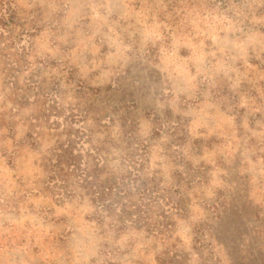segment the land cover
<instances>
[{"label":"rangeland","instance_id":"374dc122","mask_svg":"<svg viewBox=\"0 0 264 264\" xmlns=\"http://www.w3.org/2000/svg\"><path fill=\"white\" fill-rule=\"evenodd\" d=\"M0 264H264V0H0Z\"/></svg>","mask_w":264,"mask_h":264},{"label":"trees","instance_id":"16d2710c","mask_svg":"<svg viewBox=\"0 0 264 264\" xmlns=\"http://www.w3.org/2000/svg\"><path fill=\"white\" fill-rule=\"evenodd\" d=\"M100 160H103V157L100 156ZM126 163H129L130 168L132 170L133 173H135V178L134 180H131L132 182H126L124 181V179H119V180H113L112 182H110V180L105 181L106 183H92V186L94 188V192L92 193V196L94 197L93 201L94 202H98L99 204H101L102 207H105L104 205L107 204L109 206H115L116 208V202L115 203H110L108 202L109 199H112L113 197H118L120 194H122L123 196L125 194L132 196V192L131 190H136V183L137 181L140 180V173L133 167V163L132 160H124ZM88 177V175H87ZM91 178V181L94 179V175L89 176ZM51 180L53 181H58L59 183H61L62 185H67V180L64 177L59 178V174H57V172L54 170L52 173V178ZM95 181H97V179H95ZM152 193L151 198L153 199V194L155 193V191H153L150 188H145L142 190V192L140 193V200L144 201L146 199V193ZM140 204V209H145L142 211V215L147 216L146 213V205H144V202H138ZM179 206V205H177ZM133 209L136 208V205L132 204L131 206ZM131 207L127 206V209L125 210V213L123 211V207H121V213H123V218L127 221V223H132V224H136L138 223V220H130L133 219L134 217L138 216L140 217V211L139 209H137L136 213L138 212V214H133L129 211V209ZM117 210V208H116ZM127 217H130V219H128ZM141 220V219H139ZM145 221V220H144Z\"/></svg>","mask_w":264,"mask_h":264}]
</instances>
